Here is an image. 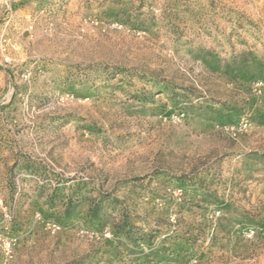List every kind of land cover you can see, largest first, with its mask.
Instances as JSON below:
<instances>
[{"label":"rangeland","instance_id":"obj_1","mask_svg":"<svg viewBox=\"0 0 264 264\" xmlns=\"http://www.w3.org/2000/svg\"><path fill=\"white\" fill-rule=\"evenodd\" d=\"M0 264H264V0H0Z\"/></svg>","mask_w":264,"mask_h":264}]
</instances>
